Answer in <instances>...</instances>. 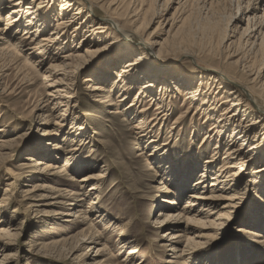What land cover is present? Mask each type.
Returning <instances> with one entry per match:
<instances>
[{
  "label": "rangeland",
  "instance_id": "obj_1",
  "mask_svg": "<svg viewBox=\"0 0 264 264\" xmlns=\"http://www.w3.org/2000/svg\"><path fill=\"white\" fill-rule=\"evenodd\" d=\"M60 1H54L52 9L46 14L50 16L44 18V22H47L44 23L47 26L44 28L45 34L52 31L54 21L61 18ZM185 1L123 0L122 10L115 11L118 15H107L129 26L133 19H137L131 17L132 11H137L141 21L133 22L129 28L138 25L137 30L143 41L162 42L166 38L163 31H167L170 24L174 27L175 35L173 40L169 39L153 53L143 52L137 38L133 37L132 43L118 45L104 40L106 38L100 35L97 51L85 54L73 80L72 92L76 102L69 104V108L76 105L72 108L73 117L66 115L63 120L54 119L48 111V106L44 104L47 90L42 86V75L46 68L59 65L60 58L56 61H50L46 55L41 59L33 58L31 53L34 51L16 47L9 37L0 40V44H5L14 58L0 56V130L1 141L4 142L0 147V201L5 188H8L6 184L10 183L7 191L9 201L0 207V228L5 230L0 233V264H264V130L260 131L259 127L252 130V116L245 120L234 109L228 116L235 112L237 121L230 123L238 126L243 120L247 126L250 125L248 140L243 144L241 137L232 140L231 130L223 133L219 140L221 151L213 171L205 174L204 185L206 190L210 189L212 174L222 164L223 151L228 146L241 147L249 162L240 178L238 194L230 202H214V214L190 224L187 230L183 220L160 224L163 218L158 216L159 213H179L186 196L198 192L186 187L179 199L175 200L173 208L161 203L162 199H175L174 195L166 194L173 191L175 184L190 180L193 185L199 181L203 162L210 157L218 140L217 129L210 131V128L225 107L220 106V101H224L226 96L217 93V107L208 112L212 113L209 118L211 122L205 121L207 110L203 112L199 106L205 96L200 93L192 101L195 103L190 113L178 119L185 107L181 106L184 97L178 95L177 91L197 88L206 91V83H212V80L208 82L209 72L194 67V62L202 68L230 69L238 85L247 86L252 91L254 103L264 106V37L259 35L257 39V31L256 37L252 38V30L257 29L256 25L264 12V0ZM78 5L81 6V3ZM0 6L4 5L0 3ZM84 10L72 25L73 29L70 28L65 35L64 44L59 48H66L59 52V57L73 48L84 54L83 50L87 47V34L82 31ZM1 13L5 14V11ZM2 15L0 28L5 23ZM91 16L98 25L110 28L102 21L107 18L102 12L96 11ZM157 23L164 24L160 27ZM74 28L75 33L72 32ZM21 30L17 33L20 34ZM154 48L151 46L152 50ZM18 49L19 57L16 55ZM40 60L43 61L42 67L37 62ZM78 62L74 60L71 66ZM126 67H129L128 71L123 73ZM164 67L168 72H157L156 69ZM198 73L205 74L207 80H200L196 76L185 77L186 74L194 77ZM60 76L51 75L49 79ZM89 76L92 78L89 85L107 87L105 94L111 86V102L119 100L121 87L127 89L124 92L125 106L132 103L139 92H144L146 103L151 104L148 118L154 113L157 103L169 105L161 110H164L167 120L165 128L160 126L159 129L158 148L148 146L144 149L148 145L147 138L139 139V133L135 135L136 132L131 129L130 123L137 120L134 115H111L109 107L95 106L92 102L94 97L90 95L88 83L85 82ZM144 84L152 90L145 92ZM240 92L248 100L246 94ZM163 94L165 97L162 101ZM167 96L169 99H166ZM210 104H206V107ZM142 106L137 105V112ZM263 112L257 110L255 113L264 118ZM73 123L84 128L81 134L70 135L74 131L70 129ZM176 125L178 128L170 137L165 129L170 130ZM44 130L54 133L50 139L43 136ZM206 132L211 139L202 142ZM253 140L257 149L254 154L249 149ZM79 141L83 146L75 155L86 163L81 170L74 168L76 163L63 170L64 164L70 165L72 162L68 158L72 145L79 144ZM45 148L49 151H44ZM52 149L54 151L50 152ZM186 152L191 155L175 160L174 156L179 158ZM28 157L54 164L59 167V174L53 181H45L30 169H23L24 164L30 163ZM169 165L173 168L172 172L179 174L174 176L177 179L173 186L167 182L168 178L165 174L163 176L161 168ZM258 169H261L259 178L262 177V181L254 183L253 174ZM181 172L187 177L178 179ZM189 173L192 175H187ZM70 174L73 180L67 181L72 178L67 176ZM99 174L103 179L81 186L79 181L83 176L96 177ZM91 184L97 189L89 196L87 193ZM41 197L43 200L39 203L30 201ZM91 202L95 204L90 205ZM72 203L75 205L67 206ZM35 204L38 207L32 208ZM67 213L71 217L63 215ZM118 230L123 233L121 239L115 236ZM166 232L181 234L182 246L186 242L190 245L189 255L178 257L165 247L168 239ZM198 232L208 238L196 239ZM128 251L133 253L128 255Z\"/></svg>",
  "mask_w": 264,
  "mask_h": 264
},
{
  "label": "bare ground",
  "instance_id": "obj_2",
  "mask_svg": "<svg viewBox=\"0 0 264 264\" xmlns=\"http://www.w3.org/2000/svg\"><path fill=\"white\" fill-rule=\"evenodd\" d=\"M54 1L55 0H0L1 5H4L2 7L0 6V21H1V15H2L1 12H3V10L5 11V14L2 15V17H4L3 20L5 23H4V27L0 28V40L4 41L6 38L9 37V39L14 40L15 42L14 45L16 47L18 46V48H22L26 51H34V53L33 52L31 53L33 58L36 57V58L41 59V57H44L46 55V58L49 59L50 61H56V59H59V58L61 60L59 65L58 64L49 65L48 68H46V71L44 70L45 74L42 75V84H43L42 86L45 88V90H47V92L45 93V96L47 97V99L45 102L44 101L43 102L44 104H46V106H48L47 109L48 111L51 112L52 117L54 119L63 120V118L66 115L73 117L74 112L72 111V108L76 107V105H72L71 108H69L70 102L72 103L76 102L75 96L73 95V92H72L73 91L72 85L74 82L73 80L75 79L77 70L80 69L79 67L85 57V54L88 55V54L93 53L94 50L97 51L98 41H99L98 37L100 35L106 38L104 40H110L113 43L118 44V45L119 44L125 45L128 42L132 43L134 41L132 38L133 37L137 38L140 46L144 49L143 52L148 51L151 53H153L157 48L158 49L161 48V46L164 45L165 43H168L169 39L172 38L173 40V36L175 35L174 27L172 24H170L167 31L165 30L163 31V33L166 34V38L162 42L160 43L157 41L147 42V40L143 41L140 32L137 30L138 25L134 24L131 28H129L133 22L138 23V21H141L139 20V14H137L138 13L137 11H132L131 17L134 16L137 19L132 18L133 22L131 21V24L129 26H126L120 23L118 18L107 16L109 14L118 15L117 12L115 11L122 10L123 0H61L59 4L61 18L55 20L54 21L55 23L53 25V30L50 31L48 34H45L44 28L47 26H45L44 23H47V22H44V18L50 16L46 14H48L50 10L52 9ZM187 1L188 0H186L185 2ZM79 3H81V6L78 5ZM83 10L85 11L84 13L85 21H83L84 24L82 25V28H83L82 31H84L87 34L85 36L87 39L85 41V43H87V47L86 49L83 50L84 54H81L79 51L73 48L74 50L69 51V52H63V55L59 57V52H62L61 50L66 48V46H64V48L62 47L63 49L59 48L65 39V35H67V32L70 28L71 30L73 29L72 25L77 20H79L80 16L83 13ZM96 11H100L103 13L104 16H107V18H103L102 21H105L111 29L106 28V26L103 24L98 25L97 23L94 22L91 15L94 14ZM236 20L239 22L237 18ZM251 21H253V18ZM248 23H249V17H248ZM163 24L159 23L157 26L162 27ZM256 27L257 29L252 30V32L254 31V35L252 36V38L256 37L257 31H259L256 37L257 39H259L258 38L259 35L261 37L262 36L264 37V12H263V15L260 17V22L257 23ZM20 28L22 30H21V33L18 34L17 31ZM75 29L76 28H74V30L72 31L73 33H75ZM151 46H155L154 50L151 49ZM253 47H254V44H253ZM18 51H16L17 52L16 55L19 57L20 50L18 49ZM0 56H4V58H7V59L13 58V56L9 54V49L7 46H5V44H0ZM74 60L79 61V62L76 65L71 66V62H73ZM37 62L39 66L42 67L43 61L40 60ZM167 67H164L163 69H156V70L157 72H160V73H164L165 71L168 72V69H166ZM194 67L198 69H203V70H206V72H209L207 76V78H209L208 82L212 80V83L211 82L206 83L208 86V88H206L207 89L206 91L205 90L202 91L199 88L195 90L188 89V91H184V92L183 91L181 92L180 90L177 91L178 95L180 94L182 97H184V99L181 102L182 104L181 106L185 107L182 109L183 113L178 119H182L186 114L190 113L191 107L193 106V103H195V102L192 103V101H195L196 97L199 96L201 93V95H204L205 98H202V103L201 105H199L200 109H202L203 112L207 110L204 116L206 119L205 121L211 122V119L209 118L210 116H212L211 115L212 113H208V112L213 111V109L217 107L218 103H216V95L221 93L225 95L226 98L224 101H220V103L222 102L220 106L225 105L224 110L221 111L222 113L219 115V119H216L215 125L213 124L212 127L210 128V131H212L213 129H217L215 133L218 134V137H217L218 140H216L215 142V146L212 149L210 157L207 160H205V162H203V166H202L203 171L199 176V181L191 185L192 182L190 183V180H183L182 182H180L179 185L175 184V186H173L172 183L175 182V180L177 179V178L174 179V176H176V174L178 173L172 172L173 168H171V165H169L168 167H164V166L161 167L163 169V176L165 174V177L168 178L167 182L171 184L170 186L174 187L173 191H167L166 194H168L169 196L170 195L175 196L174 200L162 199L161 203L163 205L173 208L175 206V200H177V198L181 196L183 191L187 188L192 189L194 191H198V192L190 193L186 196V202L180 208L179 213H174V214L159 213L158 214V216L163 218V220L160 221V224L168 223L170 221L183 220L186 224L185 226L186 230L190 224L198 223L200 222L199 220H201V218L214 214L213 212V210L215 209V206L213 205L214 202L216 201L230 202L231 200L234 199L233 196H236V194H238L239 192V181H240L241 176L243 175V172L246 171L245 170L246 163L249 162V158H246L241 152V147L237 148L234 146V148L233 147L229 148L228 146L227 149L223 151L224 156L221 159L222 164L218 167L216 172L212 174L213 177L211 178L210 189L206 190L207 187H205L204 185L205 184L204 179L205 177H207L205 176V174L211 173V171H213L214 163L217 161L218 154L221 151V144L219 140H220V137L223 136V133L231 130L230 137L232 138V140H234L235 138L237 139L241 137L242 139L240 141H243V144L245 143V141L248 140V131L250 129V125L247 126L245 122H243V120H241V122L238 123L239 124L238 126H234L232 125V123H230V122L237 121L236 113L242 114V116L245 117L244 118L245 120L252 116V120L254 121V124H253L254 128L252 130L254 129L256 130L257 127L260 128V131L264 130V118L258 117L255 113L257 112V110L263 112L264 106L263 105L257 106V104L254 103L255 97L252 94V91L249 90L247 86L245 87L244 85H238V80L234 78L230 69L228 68L227 69L226 68L217 69V68H212V67L202 68V67L197 66L195 62H194ZM15 68L17 69V66ZM128 68L129 67H126L125 70H123V73H126L128 71L127 70ZM58 71H62L61 74H57ZM51 75H55V76L61 75V76L59 78L49 79ZM195 76L200 80L201 79L207 80V78L204 77L205 74L203 75L202 73H198V75L194 74V77L186 74L185 77L195 78ZM91 81H92V78L90 76L85 79V82L88 83L87 90H89L90 95L94 97L92 102H94L95 106L106 107V108L109 107L110 108L109 114L111 115H119V114H122L125 116L126 115L129 116L131 114L134 115V119H137V120L134 123H130L131 129L136 132L134 133L135 135L139 133V136H138L139 139L143 140L147 138L148 145L144 149H146L148 146H151L153 149L159 147L158 144H156L157 137L159 135V129H160V126L162 129L165 128V121L167 120L166 115L163 114L164 110L163 111L161 110L163 107L168 108L169 105L165 106V105H160L159 103H157V107L154 113L151 115L150 118H148L147 115L151 109L150 107L151 104L146 103L144 92H139L138 96L134 98L133 102L125 106L126 97L124 95V92H126L127 89H124L123 87L120 88L122 92L118 93L120 94L118 96L119 100H117L116 102L114 101L115 102L114 103V102H111V98H110V93L112 92L111 86L108 88V92L105 94L106 92L105 89L107 87L104 88L102 85H94V84L89 85ZM148 87L149 86H147V84H144L143 90L145 92L151 91L152 89L151 88L148 89ZM114 89H116V87H114ZM240 90L246 94V97L248 98V100L244 99V96L242 95ZM209 94L211 96H209ZM164 97L165 95L163 94L161 98L162 101ZM168 97L169 96H167L166 99H169ZM209 102H211L210 106L206 107V104H208ZM139 104L143 106L137 112L138 109H136V107ZM50 105H52L51 108H50ZM123 107L124 109H122ZM233 109L235 110L236 113L234 112L233 114L228 116V114L232 112ZM55 112H56V115H55ZM157 127L159 128L157 129ZM177 128L178 127L176 125V126H172L171 128H169L170 130H168V128L165 129V131L171 137L174 134L173 131ZM70 129L74 130L70 135H79L84 130V128L81 125H77L75 123H73V126H71ZM1 132L2 130H0V147L4 144V142L1 141V137H2ZM75 132H78V133L75 134ZM52 134L54 133L46 132V130H44L43 136L46 139H50L49 137ZM238 134L239 136L236 137ZM242 134L243 136H241ZM209 139H211V137L207 135V132H206L203 136L202 142L204 140L207 141ZM71 142H73V140H71ZM81 142L82 141H79V144L72 145L73 149L70 150V153H69L71 154V156L68 157L69 160H71L72 162L70 163V165L64 164L62 167L63 170L64 169L66 170L68 166L69 167L72 166L73 163L74 164L76 163L74 165V168L76 170H81V166H83V164L86 163L85 161L81 159H77V155H75L76 152L79 151L80 148L83 146V143ZM253 142L254 143L252 144V146H250L249 149L251 151L253 150V154H254L255 153L254 150H257V149L255 148L256 146L255 140H253ZM192 143L193 142L191 141L190 144ZM159 150L162 151V148H159ZM44 151L48 152L49 150L45 148ZM51 151H54V150L52 149L50 150V152ZM189 155L191 154L189 152L188 153L186 152V154H182L181 156H179V158L175 156L174 158L175 160H177V159H181V157L184 156V159H186V157H188ZM29 157L27 158V161H29L30 163L24 164L22 166L23 169H26V170L30 169L29 170L30 172L37 173L38 175L36 176H40V178L44 179L45 181L52 180L53 178L57 177V175L59 174V167L55 166L54 164H51L48 162L45 163L41 160H37V159L29 158ZM187 160L189 162V159ZM253 160H255V158ZM182 163L184 164L185 162L182 161ZM193 173L194 172H192V174ZM192 174L189 173L187 175L191 176ZM260 174H261V169H258L257 172H254L253 174L254 183H256V181L257 182L262 181L261 179L262 177L259 178ZM183 175H184V172L183 173L181 172L180 177H178V179L180 178L184 179L187 177L186 175L185 176ZM30 176H33V175H30ZM67 176L70 178L72 177L71 179L67 181L73 180V176L71 174ZM101 179H103V176H101L100 174L97 175L96 177L86 175V176H83L79 182L81 186L84 187L85 185L92 183V181L95 182ZM9 185L10 183L6 184V187L8 188H5V191L3 192V195L0 201L1 203L0 207L7 205V202L9 201V196L7 194V191H9ZM96 189L97 188H95L94 185L91 184V187L88 190L87 194L89 196H92L96 192ZM31 190H34V189H31ZM25 193L29 194L30 192H25ZM24 195L25 194H23L22 196L24 197ZM70 195H74V194H70ZM42 198L43 197H41L40 199L33 198L30 201H33L34 203H39L43 200ZM67 199H70V198H67ZM93 204H95V202L90 203V205H93ZM70 205H75V204L74 203L67 204V206H70ZM226 205H224V208L225 207L227 208ZM196 206H198L199 208H195ZM31 207L33 208V207H38V206L37 204H35ZM91 209L93 208L91 207ZM63 215L71 217V214H68V213L63 214ZM218 217H219V214L217 215V218ZM208 228H205V229L207 230ZM200 229H203V228H200ZM4 231H5L4 229L0 228V233ZM122 234L123 233L121 232V230H118L115 236L121 239ZM196 234H197L196 239L198 240H203L205 237L208 238V236H203L205 234H201V232H198ZM165 236L168 237V239L166 240L167 243L165 247H168L169 250L172 253H174V255H177L178 257H182V258L189 255L190 245L187 244L186 242L185 245L182 246L183 236H181V234H179L178 232H170V233L166 232ZM132 253H133L132 251H128L127 254L131 255Z\"/></svg>",
  "mask_w": 264,
  "mask_h": 264
}]
</instances>
